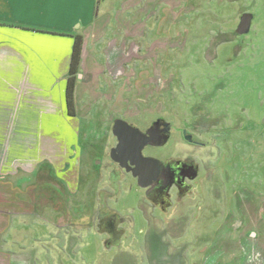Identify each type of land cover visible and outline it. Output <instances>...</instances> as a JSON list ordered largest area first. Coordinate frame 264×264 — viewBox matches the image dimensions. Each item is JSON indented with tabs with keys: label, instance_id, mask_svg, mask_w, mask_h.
<instances>
[{
	"label": "rangeland",
	"instance_id": "374dc122",
	"mask_svg": "<svg viewBox=\"0 0 264 264\" xmlns=\"http://www.w3.org/2000/svg\"><path fill=\"white\" fill-rule=\"evenodd\" d=\"M127 5L130 12L137 6L141 22L85 39L75 115L63 102L39 107L36 173L21 176L20 191L0 184L7 203L21 193L14 217L21 252L31 264H264V0ZM243 12L254 17L239 36ZM104 43L120 52L116 71L93 57ZM118 118L141 130L156 118L168 122L166 144L143 154L197 162L192 189L171 194L168 209L148 202L110 159ZM111 172L119 175L118 190L106 206L121 231L109 236L98 228V193L113 192Z\"/></svg>",
	"mask_w": 264,
	"mask_h": 264
},
{
	"label": "crops",
	"instance_id": "0c3cea01",
	"mask_svg": "<svg viewBox=\"0 0 264 264\" xmlns=\"http://www.w3.org/2000/svg\"><path fill=\"white\" fill-rule=\"evenodd\" d=\"M128 2L0 0V184H15L11 185L14 191H20L21 176L36 173L39 107L53 109L51 104L55 101L65 105V86L75 36L82 39L77 71H84L85 39L98 30L97 34L104 36L113 24H118L115 28L120 31L141 18L142 15L134 14L138 12L135 9L137 3L132 5L130 12ZM123 5L129 9L116 15ZM106 46L104 43L93 48V57L108 65L106 70L116 71L120 52L116 47L107 50ZM92 68L93 64L86 72ZM109 79H112L111 75ZM48 82L61 83L56 90L48 86ZM76 82H82V79ZM23 160L35 162L25 168ZM20 195L17 193L18 198L7 203L11 197L0 186V264L32 263L31 255L27 258L25 255L28 254L21 252V225L14 223V217L20 212L21 204L17 202ZM7 204L12 207L7 208Z\"/></svg>",
	"mask_w": 264,
	"mask_h": 264
},
{
	"label": "flooded vegetation",
	"instance_id": "af4514ba",
	"mask_svg": "<svg viewBox=\"0 0 264 264\" xmlns=\"http://www.w3.org/2000/svg\"><path fill=\"white\" fill-rule=\"evenodd\" d=\"M131 125L134 126L133 124ZM138 129L144 134L147 133L148 129H157L156 131H153V134L160 136L162 140H165L164 143H162L159 146H163L164 144H166V142L169 140L171 135V124L158 118L150 122V124L144 130H141L140 128ZM183 131L185 130H181V133H183ZM187 143L190 145H197V143L194 140H192V136H191V141H187ZM116 144H117V140L115 138V145ZM159 146L148 144L144 148L159 147ZM143 149H142V154H143ZM144 156L152 157L149 155H144ZM158 160L160 161V165L156 179L152 180L151 184L148 187L141 188L138 186V188L142 191V196L148 202H150L156 207H159L161 210H166L170 207L168 204H170L171 194H174L175 196L183 197L190 192V190L192 189L191 182L194 179H196L198 175V164L192 158L168 157ZM112 162L118 166L116 162L114 161ZM118 168L132 177L130 172H126L123 168L119 166ZM132 178L135 179L136 181V178L134 177ZM118 182H119V175L117 174V172H111L110 185L111 188L113 189L112 190L113 192L108 193V192L100 191L98 193V228L102 230L103 233L109 236H111L114 233H117L118 231H121V228H119L120 223L118 222L117 214H115V212H113L111 209H109L106 206V200L108 198H111L112 197L111 195L117 192L118 189L116 190V188L114 187L118 186ZM89 222L90 221H88V223Z\"/></svg>",
	"mask_w": 264,
	"mask_h": 264
},
{
	"label": "water",
	"instance_id": "95a60500",
	"mask_svg": "<svg viewBox=\"0 0 264 264\" xmlns=\"http://www.w3.org/2000/svg\"><path fill=\"white\" fill-rule=\"evenodd\" d=\"M253 17L252 13L243 12L239 16L235 33L239 36L246 35L250 31ZM156 130L148 129L144 134L137 127L120 118L112 123L111 132L117 144L110 149L109 156L119 167L130 172L141 188L148 187L151 181L156 179L159 170L160 161L158 159L142 154V149L146 145L159 146L164 143L165 140L153 134ZM183 134L187 141H191L190 135H186L185 131Z\"/></svg>",
	"mask_w": 264,
	"mask_h": 264
},
{
	"label": "trees",
	"instance_id": "16d2710c",
	"mask_svg": "<svg viewBox=\"0 0 264 264\" xmlns=\"http://www.w3.org/2000/svg\"><path fill=\"white\" fill-rule=\"evenodd\" d=\"M81 47H82V39L79 38L78 36H75L72 55H71L70 68H69V76L67 78V82L65 86V105L67 109V114L70 116L75 115V102H74V90H75V79H76L75 74L78 69ZM114 188H116L117 190V187Z\"/></svg>",
	"mask_w": 264,
	"mask_h": 264
}]
</instances>
